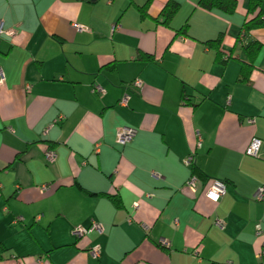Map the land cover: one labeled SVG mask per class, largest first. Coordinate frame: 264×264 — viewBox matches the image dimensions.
Returning a JSON list of instances; mask_svg holds the SVG:
<instances>
[{
    "label": "crops",
    "instance_id": "crops-1",
    "mask_svg": "<svg viewBox=\"0 0 264 264\" xmlns=\"http://www.w3.org/2000/svg\"><path fill=\"white\" fill-rule=\"evenodd\" d=\"M198 1L0 0V264H264V27L242 37L264 0ZM92 221L101 233H72Z\"/></svg>",
    "mask_w": 264,
    "mask_h": 264
},
{
    "label": "built area",
    "instance_id": "built-area-1",
    "mask_svg": "<svg viewBox=\"0 0 264 264\" xmlns=\"http://www.w3.org/2000/svg\"><path fill=\"white\" fill-rule=\"evenodd\" d=\"M74 27L79 30H85L87 29L86 27L79 25V24H74ZM4 30L2 29L1 25H0V33H2ZM6 33H11L10 31H5ZM3 78V74L0 71V81H2ZM132 86L134 88H140L143 84L142 80L139 78H136L132 81ZM92 90L96 91L98 93H102L104 92V89L97 84H93L92 85ZM127 100L128 97L126 95H124L123 97H121V99L119 100V103L121 105H127ZM249 122H253V119H249ZM136 134V129L130 126H126L123 125L121 126L117 131H116V137H115V141L116 143H118L119 145H125L126 143L130 142L133 137ZM261 140L258 138L253 137L251 139V141L249 142V144L247 145L246 149H245V154L249 155V156H254L257 157L259 155V151L261 148ZM53 152L52 151H48L46 153V159L48 161H52L53 160ZM192 160V156H188L184 159V162L186 164H189ZM199 181L198 177L196 175H191L184 183V188L186 190H189L191 192H194L196 189V184ZM46 188L45 185L41 186V190H44ZM226 191V186L225 183L220 180V179H212L209 183V185L207 186L206 190H205V196L210 199L213 202H217L224 194ZM253 198L257 201H264V184H261L260 186L257 187V189L255 190L254 194H253ZM137 205H134V207H136ZM20 217H16L14 219L15 220H19ZM216 224L218 226H222V221L220 220H216ZM258 228V227H257ZM91 231H96L101 233L103 231V227L102 224L97 222V221H92L90 223L89 226L87 227H83V226H76L73 228L72 233L76 236V237H81ZM159 243L162 246H168L169 245V241L167 239H160ZM89 254L93 257V258H97L99 257L100 254V248L98 245H95L93 247H91L88 250ZM258 258L260 259H264V249H262L261 251L258 252Z\"/></svg>",
    "mask_w": 264,
    "mask_h": 264
},
{
    "label": "trees",
    "instance_id": "trees-1",
    "mask_svg": "<svg viewBox=\"0 0 264 264\" xmlns=\"http://www.w3.org/2000/svg\"><path fill=\"white\" fill-rule=\"evenodd\" d=\"M199 5L203 8L206 9H218L224 13H233L235 8H236V1L235 0H199L198 1ZM177 8L176 3L173 2H168L165 7L163 8L162 14L164 16L165 21H168L170 19V17L172 16V14L175 12ZM257 11H256V10ZM250 10H254L255 15L253 18L246 20L243 23V35L244 36V32L249 31L251 29L254 28H259V27H264V11H262L258 4L256 3H252ZM220 39H216V41H214V43L216 45H219ZM220 47V46H219ZM219 47H218V52L221 53L222 49H220L219 51ZM261 47L260 43L256 42V41H250L248 44H246L244 51L246 53V56L248 58V60L246 62L242 63L241 69H240V74H241V78L242 80L246 81L248 80V76L249 73L251 72L252 68L254 67V59L257 55V52L259 50V48Z\"/></svg>",
    "mask_w": 264,
    "mask_h": 264
}]
</instances>
